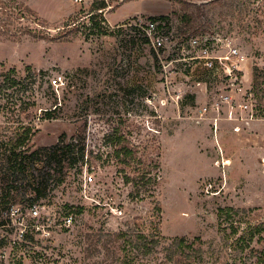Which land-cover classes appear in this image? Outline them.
Instances as JSON below:
<instances>
[{
  "label": "rangeland",
  "instance_id": "374dc122",
  "mask_svg": "<svg viewBox=\"0 0 264 264\" xmlns=\"http://www.w3.org/2000/svg\"><path fill=\"white\" fill-rule=\"evenodd\" d=\"M152 21L173 33L159 52L135 28ZM190 36L246 57L232 114L220 79L179 61ZM28 126L26 149L84 139L89 163L60 185L51 173L34 205L21 197L0 264H174L184 238L198 264H264V233L234 247L264 224V0H0V196L4 151ZM115 134L137 157L128 165Z\"/></svg>",
  "mask_w": 264,
  "mask_h": 264
},
{
  "label": "trees",
  "instance_id": "16d2710c",
  "mask_svg": "<svg viewBox=\"0 0 264 264\" xmlns=\"http://www.w3.org/2000/svg\"><path fill=\"white\" fill-rule=\"evenodd\" d=\"M107 8L106 4L103 2L98 8L92 10L88 15L90 19L94 20L95 11H104ZM257 70H254V84L258 82V76L256 73ZM46 118L52 117V111H48L45 114ZM32 136V127H25L23 134L15 141L9 142L11 147L4 151L5 153V172L3 178V186L0 196V229L6 228V226L11 223V211L13 212L14 208L20 203L21 197L23 201H28L29 204L34 205L35 202L40 201L47 197V181L52 175H57V185L64 183L66 172H70L71 169L75 168L77 165L82 167L88 165L89 161L87 158L86 143L84 139L73 140L72 142H65L64 138L51 148H41L35 151H30L26 149V144ZM112 140V144H115L114 149L117 154V158L120 159L121 163L128 165L132 161L136 160L137 157L135 153L128 147L122 146L117 149V145L122 141L120 138L116 137V134L113 137L109 138ZM41 169H40V168ZM34 171H38V177L33 174ZM41 171H44V174L41 175ZM46 172V173H45ZM48 173V174H47ZM47 174V175H46ZM127 183H130L132 179L130 176L125 175ZM25 182L28 186L22 190L20 189L19 182ZM159 182V174L153 179V185L157 187ZM28 188L31 191V195L27 194ZM23 194V195H22ZM29 196V198H27ZM2 211L7 213L8 218L2 216ZM223 213L229 214L231 210H222ZM80 213V210L78 211ZM73 220V218H72ZM264 233V224L259 226H253L249 230V237H239L236 240L234 247H244V245L249 241L253 242L256 237L257 241L261 242L263 240ZM22 238L28 239L29 234L26 233ZM177 252L172 256L169 255L168 260L172 263L173 258L177 256V262L174 264H198L200 260V255L194 250V244H187L186 239H179L177 241ZM132 244V241H125V245ZM2 244H0L1 246ZM127 247H125L127 249ZM130 247V246H129ZM182 249V250H181ZM191 250V251H189ZM193 250V251H192ZM126 255L130 257L131 250H126ZM193 253V254H191ZM261 261L264 262V252L260 254ZM123 264H132L128 257H125Z\"/></svg>",
  "mask_w": 264,
  "mask_h": 264
},
{
  "label": "built area",
  "instance_id": "2783aa9c",
  "mask_svg": "<svg viewBox=\"0 0 264 264\" xmlns=\"http://www.w3.org/2000/svg\"><path fill=\"white\" fill-rule=\"evenodd\" d=\"M137 32L152 46L156 52H159L167 47L169 42L173 39L171 29L166 26L163 21H152L145 26H135ZM219 43H222L220 46ZM182 55L184 67L188 68L191 61L199 60L206 70V77L213 79H220L224 86L221 88L223 94L221 98L229 104L230 113L235 109L233 93H235L241 84H243V66L245 65L246 57L240 52L238 48L232 46L231 42L225 40H208L205 37L190 36L182 39ZM225 47L226 50L222 53L220 48ZM187 49L196 51V55H184ZM177 61V60H176ZM172 61V62H176ZM178 62V61H177ZM61 77L54 80V84H59ZM6 82H4L5 84ZM241 110H248L250 105L240 104L238 106ZM216 110L220 111V106L216 104ZM206 112V109H204ZM250 118H245L246 122ZM72 222V217L69 218Z\"/></svg>",
  "mask_w": 264,
  "mask_h": 264
},
{
  "label": "bare ground",
  "instance_id": "6f19581e",
  "mask_svg": "<svg viewBox=\"0 0 264 264\" xmlns=\"http://www.w3.org/2000/svg\"><path fill=\"white\" fill-rule=\"evenodd\" d=\"M228 164H229V162L226 161V162H225V166L228 165Z\"/></svg>",
  "mask_w": 264,
  "mask_h": 264
}]
</instances>
